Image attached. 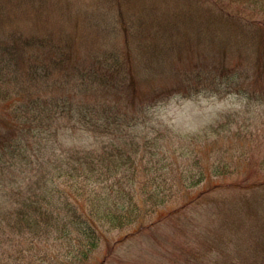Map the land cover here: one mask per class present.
Listing matches in <instances>:
<instances>
[{
  "label": "trees",
  "instance_id": "16d2710c",
  "mask_svg": "<svg viewBox=\"0 0 264 264\" xmlns=\"http://www.w3.org/2000/svg\"><path fill=\"white\" fill-rule=\"evenodd\" d=\"M77 1L0 0V264H91L111 230L143 227L162 212L177 214L211 203L226 235L181 253L183 264H248L256 251L264 264V223L256 222L264 201V158L252 168L239 145L234 155L225 159L218 153L204 166L192 147L178 153L180 160L173 159L176 152L162 144L161 132L168 130L149 115L151 107L171 96L201 92L263 104L264 87L247 83L246 77L215 78L217 68L206 76L202 68L192 85L153 89L127 112L113 98L116 105L97 102L96 96L108 95L107 89H114L113 95L121 92L113 75L134 86L126 75L132 77L140 60L131 45L105 48L87 64L68 43L63 24L51 21L68 23L75 17V28L82 20L92 28L83 17L98 13L103 18L107 9L96 5L110 6L125 38L130 31L140 46L141 36L148 38V49L138 46L143 56L138 70L154 67L161 39L198 42L216 33L209 31L215 26L224 30L223 53L232 45L248 48L264 66V0H92L83 6ZM90 4L95 11L87 10ZM21 21L28 23L26 29ZM235 66L221 67L230 71ZM137 73L139 82L149 79ZM76 95L81 99H69ZM232 120L225 114L203 134L241 135L243 129L233 127ZM67 131L85 132L94 140L87 146L69 144ZM174 134L168 132L170 144L182 142ZM238 161L251 167L242 168ZM249 171L261 176L251 186L227 181ZM222 188L236 191L212 197Z\"/></svg>",
  "mask_w": 264,
  "mask_h": 264
},
{
  "label": "rangeland",
  "instance_id": "374dc122",
  "mask_svg": "<svg viewBox=\"0 0 264 264\" xmlns=\"http://www.w3.org/2000/svg\"><path fill=\"white\" fill-rule=\"evenodd\" d=\"M77 2L83 6L94 1L78 0ZM91 6L93 5L90 4L87 10L95 11ZM96 6L101 8L102 12L105 9L108 12L106 13L107 16L100 19H98V13L83 17L91 20V24L94 25L92 28L86 25L88 21L85 22L82 19L79 20V23L81 20L83 22L80 23L78 29L75 28L77 25L75 17L70 19L68 23L60 18H52L51 21L57 23L56 20H58L63 24L66 28L68 43L72 46L75 54L87 64L92 57L101 55L105 48L123 47L124 43H127V46L131 45V49L138 56L140 64H142V48L141 50L138 48L140 46L139 41L137 38H133L135 35H132L130 31L128 37L123 36L122 29L114 21L116 10L110 9L111 7L108 5ZM18 20L24 19L18 18ZM133 22V19L129 20V25H133L131 27L132 32L136 30ZM52 25L56 28L54 24ZM83 25L85 27H82ZM21 26L26 29L28 23L21 21ZM211 29L216 33L204 34L198 42L195 39L192 40V37L180 36L166 40L161 39L159 41L161 50L155 57L153 68L144 70L145 68L141 66V70H138V66H140L138 62L136 75H134L133 70L131 71L132 77L126 75L127 78L134 80L133 87L128 85L127 79L119 80L117 75H113L114 78L118 79L116 80L117 88L121 92L113 95L112 93L115 90L107 89L108 95L104 97L96 96V101H109V103L114 104L110 102L113 98L115 102L122 103L120 106L114 105L131 112L130 110L136 109V104L143 101L153 89L176 85H192L198 71L203 73L200 70L202 68H204L206 76L211 68H217V71L212 73V75L216 74L215 78L224 77L226 79V76H229L235 77L237 80V78L243 79V77H246L247 83L257 84V88H263L264 66L257 65L250 49L238 48L236 45H232L223 53L225 45H220L219 40L222 41L225 38L224 30L218 26L210 28L209 31ZM88 37H92L93 41ZM141 40L142 46L140 47L147 48L148 38L146 35L141 36ZM222 64L236 66L234 70L224 71L221 67ZM129 69L125 71L128 73ZM219 70L222 71V75ZM140 71L145 75L147 74L149 79L139 82L137 72ZM186 74L188 78H186ZM77 97L81 99L79 95L69 99L74 101L77 100ZM87 99L85 98L84 101H87ZM225 114L231 115L232 122H234L233 127L240 125L239 127L243 129V132L239 135L240 137L235 136L234 131L230 133L222 132L216 138L208 132L203 134L211 125L221 121ZM149 115L152 122L153 120L161 122L168 130L161 132L162 138H164L162 144L169 145V151L176 152L173 159L180 160L177 157L178 153L189 152L190 147H192L200 154V163L201 166H204V163L210 161V157H219L218 153L224 155L225 159L229 158L234 155V151H237L239 145L242 146L243 157H247V160L250 159L249 163L252 168L257 166V161L264 158V103L248 102L245 98L235 94L217 97L201 92V94L190 98L182 95L171 96L168 100L151 107ZM168 132L169 134L175 133V137L177 135L181 137L182 142L170 144L172 141L166 139ZM247 133H250V135ZM187 136H196L194 142H190L191 138ZM188 138L190 139L188 140ZM65 140L69 144L87 146L94 139L88 137L85 132L69 133L67 131ZM215 149H217V152ZM177 164L182 163L177 162ZM237 164L242 168L249 165L247 162L241 161H238ZM253 172L249 171L227 181L242 183V187L251 186L261 178L257 175L258 172ZM235 191L236 189L222 188L220 191H213L212 197L221 198L224 194H231ZM213 207L215 205L211 203L210 205L202 204L195 207H186L177 214L162 212L159 215L152 216L151 221L146 226H131L121 230H111L105 234L104 240L93 252L91 264H183L181 253L196 249L197 245H208L215 235H226V232L219 230L221 226L220 218ZM257 210L259 212L257 213L256 222L264 223V201L259 204ZM247 241L250 245L251 242ZM259 253L260 251L251 253L248 264H261V259L257 257Z\"/></svg>",
  "mask_w": 264,
  "mask_h": 264
}]
</instances>
